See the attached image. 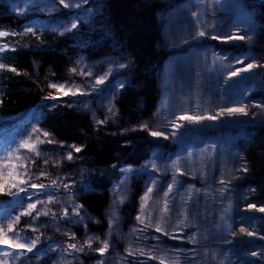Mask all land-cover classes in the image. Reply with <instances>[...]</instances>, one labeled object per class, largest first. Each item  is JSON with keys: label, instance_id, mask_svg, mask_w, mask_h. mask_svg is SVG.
I'll return each instance as SVG.
<instances>
[{"label": "trees", "instance_id": "trees-1", "mask_svg": "<svg viewBox=\"0 0 264 264\" xmlns=\"http://www.w3.org/2000/svg\"><path fill=\"white\" fill-rule=\"evenodd\" d=\"M65 3L0 0V31L8 33L0 37V48L7 46L0 51V229L20 216L18 242L39 237L24 255L7 245L0 261L7 251L15 255L6 264H264V212L257 210L264 206V5ZM233 32L245 38L225 39ZM248 64L256 67L231 76ZM241 106L247 115H220ZM33 129L52 142L38 144L39 155L19 149L9 156ZM124 167L134 170L119 179ZM56 171L83 175L89 189L58 191L46 182ZM30 203L33 215L21 216ZM68 238L109 247L46 253L52 240Z\"/></svg>", "mask_w": 264, "mask_h": 264}, {"label": "snow or ice", "instance_id": "snow-or-ice-1", "mask_svg": "<svg viewBox=\"0 0 264 264\" xmlns=\"http://www.w3.org/2000/svg\"><path fill=\"white\" fill-rule=\"evenodd\" d=\"M60 3L64 4L65 7H70V4L68 3H65V0H60ZM77 27V24L76 23H73L71 25V28L74 29ZM66 30H71V29H66ZM27 32H32V29L31 28H28L26 29ZM34 34V33H33ZM8 35L7 32H4V31H0V37H3V36H6ZM199 36H204L205 35V32L201 31L198 33ZM245 37L244 36H240L238 35L237 32H233L231 36H228L226 37L225 39L227 40H234V39H244ZM213 39H219V37H213ZM7 46H5L6 48ZM5 48H0V51H4ZM6 67L5 65H0V68H4ZM121 67H124L123 65H121ZM256 67V65L254 64H248L246 68H241L239 70H237L236 72H232L231 73V76H237L239 74V72L241 71H249L250 69ZM11 71H15L14 68L11 69ZM107 77H101L99 79L96 80V84H101L104 82V80L106 79ZM123 86V85H121ZM49 87L51 88H54V89H58L62 92V94L64 95H67L69 93L67 92H63V89L65 88V85L64 84H50ZM72 95H75L76 92H71ZM83 94V93H81ZM50 99H55V97H52V96H49ZM224 113H227L228 115H232V114H236V113H240V114H245L247 115V108L244 107V106H241V107H232V108H227V109H222L221 112H220V115H223ZM217 117L216 116H209L207 117V119H211V120H214L216 119ZM178 119H181V120H186L190 123H199L201 120L205 119V117H202V116H189V115H183L181 117H179ZM98 123H103V121H98ZM176 127H179L180 125H175ZM141 128H147L148 125L147 124H144V125H141L140 126ZM33 134H36V139L35 140H31V137ZM40 134H41V130L39 129H33V132L29 134V138L23 140L20 142V144L18 145V147L16 149H12L10 152H9V156L12 155V153H15V152H18L19 149H27L29 152H34L36 153V155H39L40 154V150L38 148V144H43L45 142H48V143H51L52 141L51 140H41L40 139ZM152 136H161L163 135L162 132H159V131H152L150 133ZM42 135L45 137V138H48L49 137V133L48 132H42ZM173 135H175V133H173ZM75 149L76 152H80L81 151V148L80 147H76L75 145L71 146ZM67 159L71 160L73 159V156H72V153L69 152L68 153V156H67ZM245 171H247V169L245 168L244 169ZM43 175V173H42ZM21 184H25L26 181L24 180H21L20 181ZM53 184H55L56 182L53 181L52 182ZM17 185L16 184H13L12 187H16ZM32 187H39L40 189H43L44 187H46L45 185L43 184H40V185H35L33 184ZM65 187H67V185H65ZM171 185H169V190H171ZM3 188L2 186H0V191H2ZM20 191H24L25 189L21 188L19 189ZM152 191V189H149L148 192L150 193ZM147 196H148V193L145 194V199H147ZM165 196H167V193H165ZM51 202V198H50V201ZM37 203H41V202H37ZM256 205L255 204H249L248 205V208L250 209H256ZM36 209V204L35 203H30L28 204V207L27 209L21 213V216H32L33 215V210ZM258 211L260 212H264V206L262 207H259L257 209ZM164 211L166 212L167 211V201H165V209ZM48 213L45 212L44 215H47ZM41 215V212L39 210L35 211V216H40ZM65 215H67V212H65ZM149 218H151V214H149ZM138 220H141V217H137ZM20 221V216H17L13 221L12 223H10L8 225V229H7V232H5L3 229H0V245H11L12 248L16 249V250H24V251H20L19 254L20 255H24L25 254V251L27 252H31L33 250V248H35L36 244L38 243L39 241V237H36L35 239H32L30 242L28 243H20L18 241H21L24 239L23 236H21L20 233H16L14 232V226L15 224L19 223ZM141 223H143V220H141ZM161 223H162V218L161 220H158L156 222V225H155V228H156V231L157 232H160L162 231V228H161ZM147 226H151V225H147ZM33 231H35V229H33ZM240 232L241 233H246L247 235L249 236H252L254 235L253 232H248L245 228L241 227L240 228ZM9 233H12V235H14L16 237L15 240H12L11 236L9 235ZM233 235H235V233H233ZM99 239V238H97ZM86 244H88L89 246H91V240H87L85 241ZM69 248L71 249H74L76 251H83V248H76V245L74 244H69L68 245ZM109 247V243L107 240H105L103 242V246L100 247L99 249H97V251H99L101 254H103ZM141 254H143L142 250H141ZM4 257H5V260L3 261H0V264H6V260H7V257L9 255H15V253H9L7 251H4L3 253ZM252 256H257L258 253L256 252H252L251 253ZM161 264H163V258H161Z\"/></svg>", "mask_w": 264, "mask_h": 264}, {"label": "rangeland", "instance_id": "rangeland-1", "mask_svg": "<svg viewBox=\"0 0 264 264\" xmlns=\"http://www.w3.org/2000/svg\"><path fill=\"white\" fill-rule=\"evenodd\" d=\"M6 142V139L3 140V142L0 144V152L2 151V146L3 144ZM134 170V168H130V167H124L118 170V173L120 175L119 179H123L126 175L132 173ZM62 173L60 171H56L54 172V175L51 176V178L49 180H47L46 182L49 184H52L53 186H55V188L58 189V191L61 192H69L72 191L74 189H77L79 186L82 189H89L88 183L86 181V177L84 178L83 175H80L78 177V179L74 178H68L65 175H61ZM4 179L3 173L0 172V186L1 183ZM55 181L56 183L53 184L52 182ZM65 185H67V187H65ZM60 211H56V216L60 219L63 218L61 213H58ZM49 238V237H48ZM69 244H74L76 245V248H83V251H89V252H99L97 251V247L94 246L91 243V246H89L88 244L85 243V241L79 240L77 238H68L65 240H52L51 243H49L46 247H45V251L46 253H48L49 255L52 254H62L64 252H73V253H80V251H76L74 249H71L68 247ZM7 245H0V251L4 248H6ZM81 251V252H83Z\"/></svg>", "mask_w": 264, "mask_h": 264}, {"label": "water", "instance_id": "water-1", "mask_svg": "<svg viewBox=\"0 0 264 264\" xmlns=\"http://www.w3.org/2000/svg\"><path fill=\"white\" fill-rule=\"evenodd\" d=\"M258 3L263 4L264 5V0H256Z\"/></svg>", "mask_w": 264, "mask_h": 264}]
</instances>
